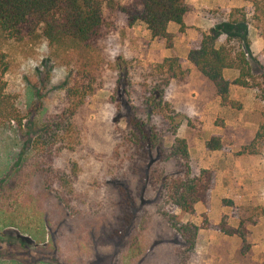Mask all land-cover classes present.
<instances>
[{
  "label": "rangeland",
  "instance_id": "rangeland-1",
  "mask_svg": "<svg viewBox=\"0 0 264 264\" xmlns=\"http://www.w3.org/2000/svg\"><path fill=\"white\" fill-rule=\"evenodd\" d=\"M240 9L250 10L251 29L264 35V9ZM112 23L115 28L101 49L81 61L75 53L55 49L43 38L5 45L3 81L26 118L21 127L0 128V264H176L175 251L184 249L179 234L156 213L155 193L145 183L135 187L141 196H136L133 222L121 238H109L119 225L115 214L121 213L107 183L117 163L109 157L115 130L125 127L121 114L136 102L141 85L151 84L158 76V62L149 58L147 40L134 38L131 29L114 17ZM261 59L253 62L255 71L247 87L261 104L262 121L256 130L224 127L219 116L214 120L224 129L225 143L220 134L211 137L218 135L222 153L229 155L224 161L228 164L220 167L224 170L220 177L229 178L228 188H217L213 206L210 195L208 207L197 203L200 211L191 215L175 211L183 223L201 226L188 264H264V249L258 252L264 248V57ZM182 89L187 91L179 84H169L164 98L179 122V137L184 132L181 125L188 119L186 136L191 142L202 128L195 103L180 94ZM249 103L236 102L230 107L232 113L251 118ZM68 106H75L78 112L67 135L68 148L60 152L56 165L76 174L73 210L44 188L31 158V141L39 123L49 113ZM235 135L241 145L231 141ZM165 139L169 144L171 137ZM251 158L258 163L256 180L244 187L249 183ZM166 165L173 168L172 162ZM190 169L195 173L201 168L190 158ZM212 219L234 229V234L206 228L208 223L214 224Z\"/></svg>",
  "mask_w": 264,
  "mask_h": 264
},
{
  "label": "trees",
  "instance_id": "trees-1",
  "mask_svg": "<svg viewBox=\"0 0 264 264\" xmlns=\"http://www.w3.org/2000/svg\"><path fill=\"white\" fill-rule=\"evenodd\" d=\"M249 1L251 11H263L264 0ZM188 11L185 0H0V128L11 124L21 127L26 118L3 81L6 44L43 38L55 49L75 53L77 61L90 59L114 30V17L128 29L142 22L151 37L171 47L173 34L168 32L167 26L175 23L179 31H183V17ZM201 14L219 22L199 31L197 38L189 42L186 59L168 57L156 63L157 78L149 85H141L136 102L124 109L121 115L125 118V127H116L115 142L109 154L117 163L107 183L114 192L113 204L121 212L115 214L119 225L109 238H121L133 222L136 196H141L135 187L145 183L155 193L156 213L183 240L184 249L175 251L176 264H188L201 226L183 223L175 211L191 215L199 202L208 207L216 172L203 168L191 172L188 143L177 135L179 122L165 101V88L172 80L184 78L187 71L184 63L188 61L211 83L221 105L233 107L236 102L230 99V84L250 87L249 80L255 71L253 62L262 60L249 53L247 16L250 10L202 9ZM226 68L237 69L238 77L231 82L226 80L223 76ZM77 112L75 106H68L49 113L39 123V131L31 141L32 165L41 175L44 188L72 210L76 199L72 183L76 174L58 167L56 160L60 152L68 148L66 139ZM167 135L171 137L169 144L165 139ZM205 147L207 150L224 149L218 135L211 137ZM167 162L173 163L172 169L167 168ZM76 212L79 213V209ZM205 227L224 234L235 232L225 223H208Z\"/></svg>",
  "mask_w": 264,
  "mask_h": 264
},
{
  "label": "crops",
  "instance_id": "crops-1",
  "mask_svg": "<svg viewBox=\"0 0 264 264\" xmlns=\"http://www.w3.org/2000/svg\"><path fill=\"white\" fill-rule=\"evenodd\" d=\"M185 2L189 7V11L183 17L184 30L179 31V26L175 23H169L167 26L168 32L173 34L171 47H167L163 40L151 37L149 30L142 22H137L130 28L134 38H137L138 40L144 38L147 40L149 43L148 56L152 61L160 62L162 59L168 57H179L186 59L189 42L197 38L199 31L210 29L219 22L204 17L201 14L202 9L220 8L229 11L236 8H251L252 6L249 0H185ZM248 37L250 41V55L252 57H264V35L259 34L256 28L251 29L249 25ZM184 65L187 69L184 78L182 80H178L179 82L176 79L172 80L170 85L177 86L179 84L182 87L187 88V91L184 89L180 90V94L182 96H189L191 98V102L195 103V108L199 116L198 120L202 131L193 139V141L189 142L186 132H188L190 126L187 123L188 119L185 118V123L181 125L184 127V132L181 134V136L186 138L188 141V152L192 162L196 164L198 163L199 168L216 170L215 186L211 194L213 206L216 200L215 196L217 188H228L227 182L229 181V178L226 179L223 176L222 178L220 177V175L224 174V170H221L220 167L224 163H226L225 165L228 164V162L224 161L229 155L222 153L223 151L221 150H206L205 148L206 141H208L209 138L214 134L222 135V141L226 142L225 136L223 135L224 129L215 125L214 120L219 116L223 119L222 123L224 127L230 125L250 126L254 132L257 126L260 124V121H262V116L259 113L261 110V104L260 100L256 98V94L249 92L247 88L230 84V99L242 103V106H245L246 101H250L248 108L251 118H245L238 111L236 113H232V108L221 105L220 98L215 94L211 83L204 79L191 63L186 61ZM238 75L239 71L237 69L226 68L223 70L224 78L230 82L238 77ZM253 137L254 134L251 136V138H249V141H251ZM231 141L236 144H242L240 138H238L236 135ZM232 150H236V148ZM250 161L251 162L248 165V173L250 176L247 177V181L249 183H246L244 187L251 186L254 183V180H256L254 173L257 171L258 163L252 160V158ZM237 167L238 166L236 165L235 169H237ZM241 179V177L238 178V184H241ZM252 194L253 193H251V195ZM199 208V205L196 204L195 210L197 211ZM213 223L215 224L216 221L213 220ZM263 249V247H260L258 252L263 253Z\"/></svg>",
  "mask_w": 264,
  "mask_h": 264
}]
</instances>
